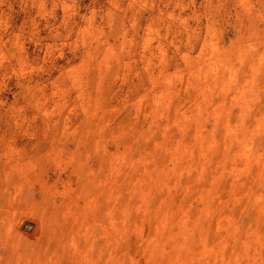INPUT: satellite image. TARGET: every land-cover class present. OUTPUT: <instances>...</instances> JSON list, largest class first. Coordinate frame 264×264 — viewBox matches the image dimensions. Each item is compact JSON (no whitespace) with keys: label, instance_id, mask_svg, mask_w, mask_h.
<instances>
[{"label":"rangeland","instance_id":"rangeland-1","mask_svg":"<svg viewBox=\"0 0 264 264\" xmlns=\"http://www.w3.org/2000/svg\"><path fill=\"white\" fill-rule=\"evenodd\" d=\"M0 264H264V0H0Z\"/></svg>","mask_w":264,"mask_h":264},{"label":"bare ground","instance_id":"bare-ground-1","mask_svg":"<svg viewBox=\"0 0 264 264\" xmlns=\"http://www.w3.org/2000/svg\"><path fill=\"white\" fill-rule=\"evenodd\" d=\"M231 138V137H230ZM240 152V151H239ZM174 168V167H173Z\"/></svg>","mask_w":264,"mask_h":264}]
</instances>
